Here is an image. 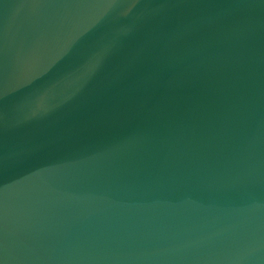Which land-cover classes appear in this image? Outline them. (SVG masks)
Returning <instances> with one entry per match:
<instances>
[{
  "label": "water",
  "instance_id": "1",
  "mask_svg": "<svg viewBox=\"0 0 264 264\" xmlns=\"http://www.w3.org/2000/svg\"><path fill=\"white\" fill-rule=\"evenodd\" d=\"M0 264H264V0H0Z\"/></svg>",
  "mask_w": 264,
  "mask_h": 264
}]
</instances>
